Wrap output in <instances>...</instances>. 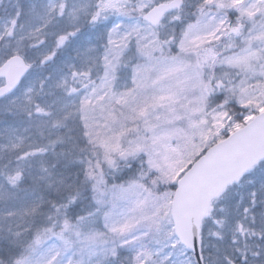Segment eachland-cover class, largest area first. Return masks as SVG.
<instances>
[{"label": "snow or ice", "instance_id": "1", "mask_svg": "<svg viewBox=\"0 0 264 264\" xmlns=\"http://www.w3.org/2000/svg\"><path fill=\"white\" fill-rule=\"evenodd\" d=\"M0 264H264V0H0Z\"/></svg>", "mask_w": 264, "mask_h": 264}]
</instances>
